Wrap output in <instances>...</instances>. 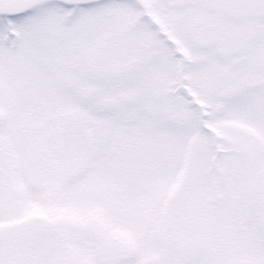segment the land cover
Segmentation results:
<instances>
[{
	"label": "snow or ice",
	"instance_id": "6c2138e0",
	"mask_svg": "<svg viewBox=\"0 0 264 264\" xmlns=\"http://www.w3.org/2000/svg\"><path fill=\"white\" fill-rule=\"evenodd\" d=\"M0 264H264V0H0Z\"/></svg>",
	"mask_w": 264,
	"mask_h": 264
}]
</instances>
